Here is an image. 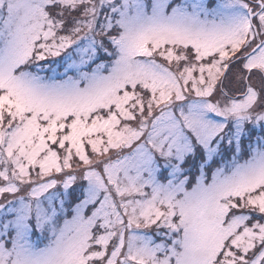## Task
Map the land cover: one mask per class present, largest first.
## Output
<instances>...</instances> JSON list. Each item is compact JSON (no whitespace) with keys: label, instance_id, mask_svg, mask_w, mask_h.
<instances>
[{"label":"snow or ice","instance_id":"obj_1","mask_svg":"<svg viewBox=\"0 0 264 264\" xmlns=\"http://www.w3.org/2000/svg\"><path fill=\"white\" fill-rule=\"evenodd\" d=\"M0 264H264V0H0Z\"/></svg>","mask_w":264,"mask_h":264}]
</instances>
